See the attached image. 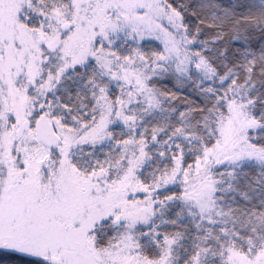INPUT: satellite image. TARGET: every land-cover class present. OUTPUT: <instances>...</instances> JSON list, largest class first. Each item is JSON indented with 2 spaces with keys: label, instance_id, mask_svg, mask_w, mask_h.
I'll use <instances>...</instances> for the list:
<instances>
[{
  "label": "snow or ice",
  "instance_id": "obj_1",
  "mask_svg": "<svg viewBox=\"0 0 264 264\" xmlns=\"http://www.w3.org/2000/svg\"><path fill=\"white\" fill-rule=\"evenodd\" d=\"M0 264H264V0H0Z\"/></svg>",
  "mask_w": 264,
  "mask_h": 264
}]
</instances>
